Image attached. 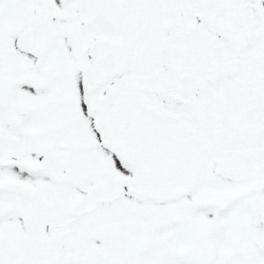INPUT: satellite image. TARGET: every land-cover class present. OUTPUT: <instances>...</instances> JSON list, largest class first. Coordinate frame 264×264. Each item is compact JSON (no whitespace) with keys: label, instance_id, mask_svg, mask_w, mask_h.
Listing matches in <instances>:
<instances>
[{"label":"snow or ice","instance_id":"obj_1","mask_svg":"<svg viewBox=\"0 0 264 264\" xmlns=\"http://www.w3.org/2000/svg\"><path fill=\"white\" fill-rule=\"evenodd\" d=\"M0 264H264V0H0Z\"/></svg>","mask_w":264,"mask_h":264}]
</instances>
